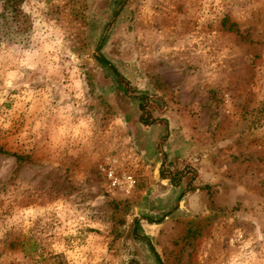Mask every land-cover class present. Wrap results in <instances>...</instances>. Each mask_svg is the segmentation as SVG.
<instances>
[{"label":"rangeland","instance_id":"1","mask_svg":"<svg viewBox=\"0 0 264 264\" xmlns=\"http://www.w3.org/2000/svg\"><path fill=\"white\" fill-rule=\"evenodd\" d=\"M22 11L0 36V264H264V0Z\"/></svg>","mask_w":264,"mask_h":264},{"label":"trees","instance_id":"2","mask_svg":"<svg viewBox=\"0 0 264 264\" xmlns=\"http://www.w3.org/2000/svg\"><path fill=\"white\" fill-rule=\"evenodd\" d=\"M23 2L24 0H2L3 6L2 12L0 13V36L8 39L9 41L17 39V35L24 37L26 35L24 33L30 30V28H28V19L22 11ZM97 60L108 67L112 74L117 78L119 84L128 86L129 83L120 75L119 72H117L113 65L103 59L100 55L97 56ZM140 99L142 100V103L140 104L141 114L139 120L144 125L151 124L153 119H151V115L147 114L146 98L141 97ZM161 178L168 180L174 186H179L181 180L187 178V173L184 171H176L173 176H171L168 171H161ZM193 179L194 176L187 179L188 183L185 193L194 192L197 189L193 186ZM134 224L137 225L138 221L136 220ZM135 238L139 237L135 235Z\"/></svg>","mask_w":264,"mask_h":264}]
</instances>
